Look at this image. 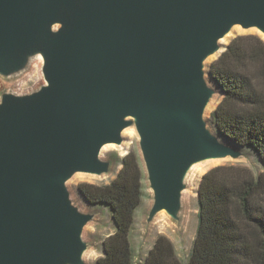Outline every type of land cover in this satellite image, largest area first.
Here are the masks:
<instances>
[{
    "label": "water",
    "instance_id": "1",
    "mask_svg": "<svg viewBox=\"0 0 264 264\" xmlns=\"http://www.w3.org/2000/svg\"><path fill=\"white\" fill-rule=\"evenodd\" d=\"M236 28L264 40V0H0V77L40 61L44 79L0 94V264H86L95 215L69 182L110 174L103 150L129 129L152 193L147 225L180 224L192 172L245 156L206 119L221 94L207 62Z\"/></svg>",
    "mask_w": 264,
    "mask_h": 264
},
{
    "label": "trees",
    "instance_id": "2",
    "mask_svg": "<svg viewBox=\"0 0 264 264\" xmlns=\"http://www.w3.org/2000/svg\"><path fill=\"white\" fill-rule=\"evenodd\" d=\"M223 99L211 115L223 139L253 151L264 166V40L238 36L209 70ZM145 173L132 152L108 185L84 183L90 205L109 208L115 233L103 243L98 264H136L131 233L144 197ZM198 229L187 264H264V173L241 164L217 166L201 179ZM142 264H183L173 243L160 236Z\"/></svg>",
    "mask_w": 264,
    "mask_h": 264
},
{
    "label": "rangeland",
    "instance_id": "3",
    "mask_svg": "<svg viewBox=\"0 0 264 264\" xmlns=\"http://www.w3.org/2000/svg\"><path fill=\"white\" fill-rule=\"evenodd\" d=\"M253 34L260 35L257 31H243L241 28H236L228 37V42L223 50L207 62V72H209L211 65L220 58L234 38ZM41 67V62L35 61L24 74L15 76L9 80L0 77V94L4 91L27 94L39 89L44 84ZM209 80H211V78ZM213 85L215 84L213 83ZM222 99L223 95L219 93L206 115V119L211 129L217 134L218 132L212 124L211 115L221 103ZM124 140L125 141L121 147L109 145L103 150V158L113 162L110 174L102 177L79 174L69 182V189L76 204L84 212L95 215V220L87 226L84 234L85 240L90 244V249L85 256L86 264H98V260L103 256L104 241L110 235H113L116 229L109 208L104 205H90L80 194L78 188L84 183L97 186L110 184L121 170L123 158L132 152L137 153L141 159L139 137L136 131L134 129L127 130L124 133ZM245 151V156L240 160L234 161L232 159H227L220 162H208L200 165L192 172L188 181L189 190L186 193L185 210L180 224L172 222L166 214H161L151 225H147L146 218L152 205V193L146 180V172L143 162L141 161L145 173L144 197L141 206L136 212L135 225L131 233V243L136 264H142L146 260L148 253L160 236L167 237L173 243L177 256L183 264L189 262L198 229V189L202 177L211 169L227 164L245 165L251 168L256 175L264 173V166L260 162L258 156L251 150ZM201 168L202 173L197 174V169Z\"/></svg>",
    "mask_w": 264,
    "mask_h": 264
},
{
    "label": "bare ground",
    "instance_id": "4",
    "mask_svg": "<svg viewBox=\"0 0 264 264\" xmlns=\"http://www.w3.org/2000/svg\"><path fill=\"white\" fill-rule=\"evenodd\" d=\"M228 37H226L225 39H223L220 44L222 45V47L224 48V46L227 44L228 42ZM223 50V49H222ZM30 79V78H29ZM121 168V167H120ZM198 170V173L197 174H201L202 173V168L201 169H197ZM197 172V171H196ZM206 172V171H205ZM204 173V172H203ZM192 183V182H191ZM193 194V193H192ZM193 197V196H192ZM191 224V223H190ZM189 224V225H190ZM93 258V257H92Z\"/></svg>",
    "mask_w": 264,
    "mask_h": 264
}]
</instances>
